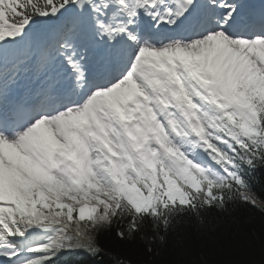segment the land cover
I'll return each mask as SVG.
<instances>
[{
    "label": "snow or ice",
    "instance_id": "snow-or-ice-1",
    "mask_svg": "<svg viewBox=\"0 0 264 264\" xmlns=\"http://www.w3.org/2000/svg\"><path fill=\"white\" fill-rule=\"evenodd\" d=\"M35 67L44 86L17 95ZM264 7L0 0V264L264 209ZM151 251V249H149ZM122 264V262H121Z\"/></svg>",
    "mask_w": 264,
    "mask_h": 264
},
{
    "label": "trees",
    "instance_id": "trees-1",
    "mask_svg": "<svg viewBox=\"0 0 264 264\" xmlns=\"http://www.w3.org/2000/svg\"><path fill=\"white\" fill-rule=\"evenodd\" d=\"M251 180L264 201V167ZM116 229L101 232L100 251L84 256L81 264H264V211L248 203L236 202L203 217H178L161 232L163 240L152 243L140 235L121 239Z\"/></svg>",
    "mask_w": 264,
    "mask_h": 264
},
{
    "label": "bare ground",
    "instance_id": "bare-ground-1",
    "mask_svg": "<svg viewBox=\"0 0 264 264\" xmlns=\"http://www.w3.org/2000/svg\"><path fill=\"white\" fill-rule=\"evenodd\" d=\"M34 78H36V80ZM43 78H45L44 81H46L45 75L33 66L28 71L22 73L20 83L17 89L19 91H24L25 89H27L30 83L33 82V85H36Z\"/></svg>",
    "mask_w": 264,
    "mask_h": 264
},
{
    "label": "rangeland",
    "instance_id": "rangeland-1",
    "mask_svg": "<svg viewBox=\"0 0 264 264\" xmlns=\"http://www.w3.org/2000/svg\"><path fill=\"white\" fill-rule=\"evenodd\" d=\"M264 211V209H263ZM91 252L87 251L86 249L84 248H77V249H73V250H67V251H64L63 253L61 254H73V255H84V254H89Z\"/></svg>",
    "mask_w": 264,
    "mask_h": 264
}]
</instances>
